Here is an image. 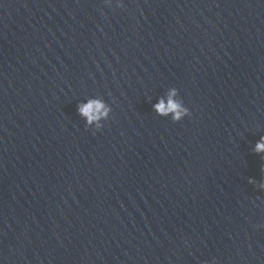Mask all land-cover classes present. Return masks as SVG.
<instances>
[{"label":"water","instance_id":"water-1","mask_svg":"<svg viewBox=\"0 0 264 264\" xmlns=\"http://www.w3.org/2000/svg\"><path fill=\"white\" fill-rule=\"evenodd\" d=\"M118 2L0 0V264H264V0Z\"/></svg>","mask_w":264,"mask_h":264},{"label":"clouds","instance_id":"clouds-1","mask_svg":"<svg viewBox=\"0 0 264 264\" xmlns=\"http://www.w3.org/2000/svg\"><path fill=\"white\" fill-rule=\"evenodd\" d=\"M112 6L111 3L108 4ZM118 8H122L123 2L116 3ZM178 90L170 88L164 96L159 97L157 103L153 104V110L160 117L169 118L173 122H180L190 115L189 109L185 104L177 99ZM77 114L84 120L86 129L92 131H99L103 128V122L110 117L112 108L102 98H89L86 103H80L76 108ZM258 154H264V135H261L256 142L253 149ZM249 183L254 181L249 180ZM264 189V184L259 185ZM256 227H264V225H257Z\"/></svg>","mask_w":264,"mask_h":264}]
</instances>
